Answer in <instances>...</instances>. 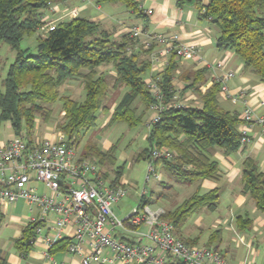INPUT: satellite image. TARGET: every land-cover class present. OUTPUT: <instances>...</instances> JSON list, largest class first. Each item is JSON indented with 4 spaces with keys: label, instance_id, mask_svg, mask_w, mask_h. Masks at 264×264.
I'll list each match as a JSON object with an SVG mask.
<instances>
[{
    "label": "trees",
    "instance_id": "obj_1",
    "mask_svg": "<svg viewBox=\"0 0 264 264\" xmlns=\"http://www.w3.org/2000/svg\"><path fill=\"white\" fill-rule=\"evenodd\" d=\"M66 1L0 0V43L6 44L14 54L1 80L0 121L8 122L16 136L23 135L28 142H32L36 117L45 121L50 115V110L44 105L59 102L64 119L59 131L64 134L67 146L77 149L79 132L95 125L98 112L107 114L110 110L102 103L108 93L107 76L96 70L99 66L109 65L115 73L111 78L112 91L123 87L127 91L112 109L107 126L120 121L134 128L141 124L145 113L152 111V117L155 115L153 106H163L157 112V121L150 119L146 138L148 147L137 155L136 160L147 159L152 148L164 147L173 153V158L159 160L156 164L176 184L191 186L204 180L217 181L220 176L213 151L220 150L224 155L237 152L242 137L239 126L243 123L237 114L226 112L219 106V83L213 80L202 91L207 82L206 68L181 73L177 78L187 83L185 91L191 90L197 95L201 106L181 105L178 102L174 105L172 98L178 92L172 86V81L176 76L177 61L183 58L173 53L161 73H151L148 55L156 47L154 43L149 49L139 46L134 50L140 42L139 38H132L126 33L114 39L113 34L101 29L98 23L77 16L58 20L50 32L40 31L41 18L48 13L49 4L61 7ZM174 1L178 8L191 6L199 19L210 22L218 31L216 49L232 51L244 68L258 82L264 83V0H209L206 5L202 4V0ZM94 2L98 5L119 3L138 17H143L134 0ZM35 34L36 53L32 55L28 48H21V42ZM149 76L159 86V100L150 93L146 84ZM75 79L80 81L84 91L81 102L60 95V87ZM135 102L143 107L139 115ZM83 150L81 158L95 160L102 167L112 169L114 179L111 184L120 180L124 168L116 167V144L107 151H100L94 143L87 142ZM241 184L242 194L250 198L256 209L264 214V172L258 170L251 158L241 163ZM156 196L160 198L162 194ZM219 198L217 188L204 193L196 191L173 210L166 211L163 219L173 224L178 238L196 245L197 239L180 236L182 222L201 209L215 211ZM141 202L150 204L146 197H142ZM251 224L248 215L235 219L239 232H249ZM35 227V224L26 226L20 238L13 241L15 250L24 259L33 248ZM218 241L219 232H212L206 246L217 249L213 244ZM61 242L56 247L52 246L49 254L67 247L69 240ZM0 264H3L2 259Z\"/></svg>",
    "mask_w": 264,
    "mask_h": 264
},
{
    "label": "built area",
    "instance_id": "obj_2",
    "mask_svg": "<svg viewBox=\"0 0 264 264\" xmlns=\"http://www.w3.org/2000/svg\"><path fill=\"white\" fill-rule=\"evenodd\" d=\"M47 12L41 18L40 27L45 33L54 30L58 20L65 16L76 17L78 13L76 9L60 8L56 4H49ZM55 14L60 15L55 18ZM126 33L142 39L134 50L139 46L149 49L152 43L156 45L148 55L151 73H161L173 53L179 58L199 60L196 46L182 43L176 35L148 33L141 26H131ZM222 65L218 62L214 66L223 68ZM232 76L231 72H226L214 80L220 85L219 99L235 103L245 92L235 95L229 92L227 81ZM146 84L150 93L161 99L159 86L151 76ZM173 103L176 105L175 101ZM162 108L161 104L152 107L156 112L152 118L154 122ZM240 119L243 123L239 126L242 134L239 150H242L250 143L247 131L253 123L261 126L264 135V117L255 118L247 107ZM172 158L173 153L167 148L150 149L145 182L159 181L157 161ZM131 189L127 182H108L98 163L81 158L76 148L67 146L61 133L57 138L32 142L20 135L0 147V204L23 200L30 210H38V215L28 218L26 223V226L36 225L33 244L37 238L42 239L46 249H50L59 239L70 236L66 249L79 258V264H230L218 248L187 244L178 238L173 224L163 219L164 210L142 204L145 190L138 195V205L124 219L116 217L112 206ZM118 231L130 237H118ZM46 257L50 264H58L48 255ZM241 264H247V260Z\"/></svg>",
    "mask_w": 264,
    "mask_h": 264
},
{
    "label": "crops",
    "instance_id": "obj_3",
    "mask_svg": "<svg viewBox=\"0 0 264 264\" xmlns=\"http://www.w3.org/2000/svg\"><path fill=\"white\" fill-rule=\"evenodd\" d=\"M134 1L142 11L144 18L138 17L135 13L127 10L122 4L104 3L98 5L94 0H67L62 3L60 8L69 10L76 9L78 12L76 15L77 17L98 23L101 29L112 33L114 39H118L120 36L126 34V30L131 26H143L148 32L161 33L167 36L176 35L180 38L182 43L194 44L198 49L199 60L196 61L192 58H183L177 61L176 76L172 81V86L178 92V95L172 98L175 103L178 102L181 105H191L194 107L201 106V101L198 96L191 90L185 91L187 83L180 81L177 76L186 71L190 72L206 68L207 82L205 86L202 87V91L209 87L215 78L222 77L226 72H231L233 76L227 81L229 92L234 95L240 91L245 92L235 103L220 99L219 106L224 111L237 114L238 117H240L243 111L248 107L252 110V114L255 118L264 117V107L262 105L264 104V83L258 82L256 77L249 70L244 68V65L232 51H219L216 49L215 41L218 36V31L210 22L199 19L196 11L191 6L178 8L174 0ZM208 2L209 0H202L203 5H206ZM59 15L60 14H55L54 17L57 18ZM67 18L72 17L65 16L63 19ZM141 40L142 39H140V41ZM7 51L8 57L12 62L14 54L10 50ZM5 60H7V58L0 61L4 64L2 68L7 70L10 63H6ZM218 62L223 63V68H215L214 65ZM104 68H107V73ZM96 70L98 73L109 75V77L115 76L113 69L109 65L99 66ZM73 84L80 85V81L78 79L67 81L62 85V88L71 90L74 87ZM112 93L114 94V91H112ZM61 96L70 97L67 94ZM114 104H116V102H114ZM111 112L112 109L105 114L106 117L102 126L107 125ZM151 118H153L152 114L149 115L147 119L150 121ZM142 123H144V125L147 124V133L143 134V139L147 143L146 138L149 130V122L145 124L142 119L141 124ZM247 135L250 138V143L242 150H238L231 155H224L220 150L213 151V159L218 163L220 176L217 181L204 180L191 185L195 188L194 192L199 191L200 193L216 188L219 189V204L215 211L224 213L222 216L215 219L214 225L221 227L223 224L225 225L228 223L229 228L227 229H231L232 233L238 237L243 250L245 248V257L243 259L240 257L237 258V264H241L245 260H247V264H256L257 258L259 257V245L264 241V214L259 212L254 202L241 192V163L244 159H253L257 164L258 170L264 172V135L261 126L254 123L252 126H249ZM14 137H16V135L10 124L0 121V147L6 145ZM44 137L45 136H43L42 139H44ZM50 137L51 136L47 139H51ZM31 138L32 140L38 139L34 134H32ZM93 143L100 151H107L114 144L105 139ZM79 155L81 154L79 153ZM124 161H126V159H124ZM98 165L100 171L104 174V178L111 183L114 176L113 178L107 176L104 169H102L103 167L100 164ZM119 181L127 182V180L122 177ZM163 188L165 189L166 187ZM204 210L209 211L206 208H204ZM226 213L230 215L229 218ZM37 215L38 210L36 208L30 210L27 203L23 200H19L14 204H0V222L6 218L8 223L10 222L9 224H11L12 230L8 238L5 237L2 239L0 233V259H2L3 264H50L46 255L58 264H79V258L69 254L66 246L53 254H49L50 249H46L42 239L38 238L35 243L32 244L33 248L28 253L27 257L25 259L20 257L13 246V241L20 238L22 230L26 227L28 218H33ZM244 215H248L252 222L249 232H239L235 226V219ZM45 227L46 229L48 228L47 225ZM218 227L213 230V232H219V241L216 243L217 245H215V243L213 244L217 246V248H219V245L223 241L221 238V230ZM69 231L68 229L67 232ZM179 231L180 236L184 239H196V237L191 238L186 236L182 233L181 229ZM116 235L118 237L122 235L130 237L127 233L124 234L123 231H118ZM70 239V236H64L56 241L53 247L63 243L61 242L63 240ZM225 242H227V240ZM236 257L237 254L235 255L232 253L230 255V258L233 260Z\"/></svg>",
    "mask_w": 264,
    "mask_h": 264
},
{
    "label": "rangeland",
    "instance_id": "obj_4",
    "mask_svg": "<svg viewBox=\"0 0 264 264\" xmlns=\"http://www.w3.org/2000/svg\"><path fill=\"white\" fill-rule=\"evenodd\" d=\"M41 36H44L43 33H40ZM36 34L30 38H24L21 42V48H28L30 54L36 53ZM9 47L0 43V60H5L6 63H11V60L8 57ZM4 64L0 61V91H2L1 80L5 77L6 70L2 68ZM107 68H104L106 72ZM107 73V72H106ZM108 82V93L106 94L105 99L102 101L103 105L109 106L110 109H113L115 104L114 102H118L122 95L127 91V88H120L112 93L111 89V78L107 75ZM77 84V83H76ZM73 84V89L67 90L60 87V94H67L71 97V99L81 102L84 98V91L80 85ZM113 94V95H112ZM134 103V106L137 107V114L141 112L143 107L139 104ZM50 110V115L45 121L36 117L35 127L33 134L38 137V139L54 138L58 136V134H63L59 131V125L63 123V113L61 110V104L59 102L53 105H44ZM153 112L150 111L145 113L143 117V121L145 124L149 122L147 119L149 115ZM97 120L95 125L87 130L80 131L78 134L79 145H77V152L82 154L84 153L83 147L87 142H99L100 140H107L111 143L116 144V167L123 166V175L122 178L127 180V183L131 185L132 189L127 193V195L120 200L119 203L112 206L113 214L119 219H124L130 211L135 208L139 203L138 195L145 190L142 197H146L149 199L150 208L155 209L156 207L161 208L166 211L173 210L177 205L181 204V202L188 198L194 192V186H181L176 184L173 178L168 177L164 171L156 164V168L158 173L161 175L159 181L150 179L149 182H145L146 170L148 166V159H140L136 160V157L143 149L147 147V143L143 139V134L147 133L146 125L144 123L137 125L134 128H129L124 122L117 121L110 126L104 125V119L106 117L105 113L98 112L96 114ZM148 121H147V120ZM64 135V134H63ZM122 157V158H121ZM126 159V161H124ZM102 169L106 172L107 176L113 178V174L110 170L104 166ZM39 191H43V187L39 184ZM166 187L165 189L163 187ZM162 194L160 198L156 195ZM224 212L219 213L217 211L211 212L206 210H200L196 213L190 214L186 217V219L182 222L180 227L182 233L191 238L197 239V245H207L208 239L210 238L211 233L218 226L215 224V219L222 216ZM227 217L229 218L230 215ZM10 223V222H9ZM7 219L5 218L2 222H0V230H1V238H8L12 233L11 224H9ZM221 230V238L222 243L219 245V250L224 254L227 262L231 264H237V258L243 259L245 257L243 247L238 240V237L235 236L231 229L229 228V224H223L221 227H218ZM229 232H228V231ZM227 240V242H225ZM264 240V239H263ZM225 242V243H224ZM228 244V245H227ZM217 245V244H215ZM229 247V248H228ZM234 253L237 254V257L233 260L230 258V255ZM243 254V255H241ZM250 262V261H249ZM264 263V241H262L259 245V257L257 258L256 264Z\"/></svg>",
    "mask_w": 264,
    "mask_h": 264
}]
</instances>
